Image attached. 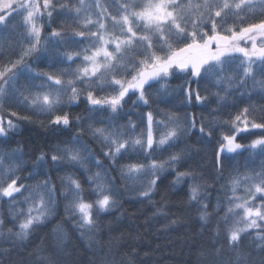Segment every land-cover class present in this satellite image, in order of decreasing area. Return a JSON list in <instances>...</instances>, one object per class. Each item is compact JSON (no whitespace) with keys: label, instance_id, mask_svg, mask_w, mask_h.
Listing matches in <instances>:
<instances>
[{"label":"snow or ice","instance_id":"snow-or-ice-1","mask_svg":"<svg viewBox=\"0 0 264 264\" xmlns=\"http://www.w3.org/2000/svg\"><path fill=\"white\" fill-rule=\"evenodd\" d=\"M54 13L63 14V30L52 27ZM15 17H22L27 47L0 54V111L15 104L28 114L11 111L10 116L27 123L36 122L35 116L57 140L33 154L28 168L24 147L16 142L21 125L0 116V200L9 209L7 218L0 216V239L9 245L0 247V258L14 253L22 260L28 250L23 242L56 214L58 201L64 202L74 231H96L102 216L119 206L117 181L126 191L138 186L141 203H150L158 188L184 185L179 191L186 192L189 210L199 214L202 228L210 226L221 200L218 196L210 214L209 195L204 193L223 178L236 156L256 149L264 156V117L257 119L251 106L241 110L226 102L237 93L241 104L254 95L264 102V0H43L42 5L39 0H0V28L13 26ZM44 23L51 29L47 37H42ZM42 58L50 61L48 71L39 69ZM24 73L26 85L18 83ZM173 80L180 81L176 88L170 87ZM153 92L174 95L182 115L154 112ZM81 103L83 114L74 112ZM228 107L235 115L218 119ZM134 110H139V126L130 115ZM65 133L68 138H61ZM241 133L257 138L237 142V137L245 139ZM91 144L99 145V155ZM191 144L211 147L207 175L190 167ZM158 153H167V158ZM131 156L143 159L125 162ZM23 172L27 176L22 180ZM37 176L35 183H27ZM169 177L171 184L166 185ZM227 181L229 207L216 219V232L223 231V239L214 237L213 243L199 246L196 264H264V165L254 175H230ZM242 183L248 193L243 198L236 194ZM221 187L227 190L226 184ZM86 190L90 199H85ZM162 212L160 207L155 214ZM251 230H259L255 248L242 239ZM60 231V225L53 229ZM36 257L34 264H66L59 246H50L49 255L38 251ZM104 264L113 262L105 258Z\"/></svg>","mask_w":264,"mask_h":264},{"label":"trees","instance_id":"trees-1","mask_svg":"<svg viewBox=\"0 0 264 264\" xmlns=\"http://www.w3.org/2000/svg\"><path fill=\"white\" fill-rule=\"evenodd\" d=\"M58 0H53V3H57ZM63 2V0H59ZM76 2V0H73ZM93 0H85L86 4H91ZM137 3H141L140 0H136ZM42 5L43 0H39ZM114 11V9H113ZM251 15V14H249ZM61 16L53 14L52 27L57 29H64V25L61 24ZM71 24V21H68ZM106 28L112 29L111 21H105ZM50 28L47 23H44L42 37H47L50 33ZM26 33L22 24V17H15L14 25L10 26L7 30L0 28V54L5 50H15L19 52L21 47H27L24 40ZM243 41L240 42V45ZM242 46H245L243 43ZM248 46V45H247ZM51 47H57L52 45ZM70 51V50H69ZM236 57L243 59L241 54L235 53ZM12 59H15V55H12ZM32 57L29 59L31 62ZM50 61L42 58L37 61L39 69L48 71L46 65ZM237 64L239 60L236 61ZM78 61L72 63V68L75 69L78 66ZM4 64V60L0 59V67ZM28 73L21 75L18 83L27 84L29 81L25 80V76ZM39 83V81H35ZM180 81L173 80L170 87L176 88ZM249 90H251V83H249ZM35 93V89H30ZM215 91V89H213ZM153 99L155 103L151 104V109L154 112L163 115L166 112H175L177 115H182L177 109L180 108L179 101L174 95L158 96L153 92ZM246 103L241 104L239 102V94L226 98V102L229 105H235L238 109L251 106L256 109L257 119L264 117V112H261V108H264V102L260 100L258 95H254L251 100L248 97H244ZM83 103L79 108H74V112H81L83 109ZM130 105L125 108V112L128 111ZM11 111H20L21 114H28L22 108H17L15 104L6 107L3 111H0V116L5 121L8 119L13 120L14 123L21 125V134L16 136V142L24 147L25 159H27L28 168L32 167V160L30 157L38 153L39 150H47L53 142L57 140V134L52 133L50 128H44L40 125L39 119L33 116L34 123H27L24 121H17L16 117L10 116ZM229 113L235 115V109L232 107L225 108L223 110L222 117L218 119L226 118ZM139 110H134L130 113L131 118L139 121L137 116ZM43 117H41L42 119ZM159 118V117H157ZM124 121H121L123 123ZM227 128V126H225ZM72 132L75 129L71 130ZM258 132L259 130H255ZM219 135V133H217ZM245 139L237 137V141L240 143L248 144L251 140L257 137L252 133H241ZM61 138L67 139L68 134L65 133ZM212 143H215L213 138ZM15 146V145H13ZM93 151L100 154V148L97 144H91ZM183 147V145H181ZM192 151L189 156V164L193 169H203V173L198 175H207L211 171V152L212 149L208 144H191ZM259 149L252 152L245 151L243 155H238L232 160L231 166L224 170L223 178H220L212 186L208 188L205 195H209V212L212 213L216 199L219 196L221 200L220 211L218 217H223L227 211L228 198L231 197V185L228 183L227 178L237 174L243 176L244 174L254 175L255 172L260 171L261 166L264 165V156L258 154ZM161 159L167 158V153L157 154ZM143 159V157L131 156L126 159L127 163H136L137 160ZM235 169V171H234ZM76 175L80 177V181L85 185V178L79 171ZM115 176V173H112ZM27 176V172L21 173V179ZM58 194L60 182L55 179ZM40 177L37 176L36 180H29L27 183H35ZM172 178L169 177L165 181L166 185L171 184ZM209 183L211 181L209 180ZM227 185V190L222 188L221 185ZM117 191L120 193L119 206L115 208L111 213L104 214L98 221V228L96 231L87 235H81L80 232L74 231L72 222L66 219L64 214V202L58 201V208L56 214L51 217L44 225L38 227L31 233L27 241L28 250L25 252L24 258H18L13 255L5 260L0 258V264H11V262L19 261V264H34L36 261L37 252H41L42 255H49L50 246H59L64 250V258L66 264H104L105 258L111 260L113 264H196L198 255V247L201 245H208L214 242V237L223 239V231L216 232V219L217 216H212L211 225H205L203 228L200 226L199 214L195 210H189L190 205L186 192L179 191L180 188H184V185H177L175 188L161 187L153 194V199L149 203L145 200L143 203L136 198L135 188L138 186H130L126 191L123 185L116 182ZM227 191V195H226ZM237 196L247 197L248 193L245 190V186L242 183L236 191ZM85 199H90L87 190L84 193ZM243 203V199L239 201ZM258 203V201H253ZM26 207V206H24ZM163 207L164 212L155 214L157 208ZM236 212L243 213V209H236ZM0 216L7 218L9 216L8 205L0 200ZM231 217L232 214H229ZM234 218V217H233ZM22 219V218H21ZM176 220V224H171V221ZM17 227L14 230H18ZM224 222L221 221V224ZM61 226L59 233H54L53 229ZM165 225H170L165 228ZM12 227V224L8 225ZM230 226V224H229ZM259 230H251V234H242V239H245V245L255 248V234ZM199 242V243H197ZM0 247L8 248L9 245L0 239ZM219 247V245H217ZM32 253V255H29Z\"/></svg>","mask_w":264,"mask_h":264},{"label":"rangeland","instance_id":"rangeland-1","mask_svg":"<svg viewBox=\"0 0 264 264\" xmlns=\"http://www.w3.org/2000/svg\"><path fill=\"white\" fill-rule=\"evenodd\" d=\"M140 1H141V3L145 2V0H140ZM243 43H244V42L241 43V46L243 45ZM250 46H251V45H250V43H249V44H248V47H250ZM242 47H243V46H242ZM238 54H239V53H238ZM237 142H238V141H237Z\"/></svg>","mask_w":264,"mask_h":264}]
</instances>
